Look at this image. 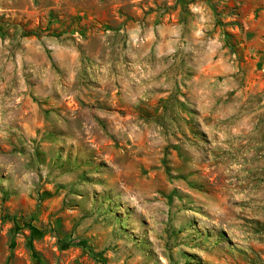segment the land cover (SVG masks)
Segmentation results:
<instances>
[{
	"label": "rangeland",
	"instance_id": "rangeland-1",
	"mask_svg": "<svg viewBox=\"0 0 264 264\" xmlns=\"http://www.w3.org/2000/svg\"><path fill=\"white\" fill-rule=\"evenodd\" d=\"M0 264H264V0H0Z\"/></svg>",
	"mask_w": 264,
	"mask_h": 264
}]
</instances>
